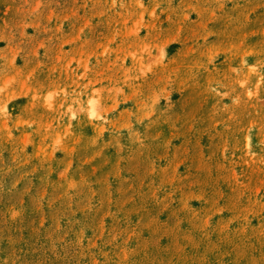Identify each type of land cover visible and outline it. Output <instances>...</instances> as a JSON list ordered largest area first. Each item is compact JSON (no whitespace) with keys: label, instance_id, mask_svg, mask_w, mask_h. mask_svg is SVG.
I'll use <instances>...</instances> for the list:
<instances>
[{"label":"rangeland","instance_id":"374dc122","mask_svg":"<svg viewBox=\"0 0 264 264\" xmlns=\"http://www.w3.org/2000/svg\"><path fill=\"white\" fill-rule=\"evenodd\" d=\"M0 264H264V0H0Z\"/></svg>","mask_w":264,"mask_h":264}]
</instances>
